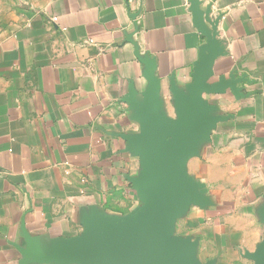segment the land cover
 <instances>
[{
	"label": "crops",
	"instance_id": "crops-1",
	"mask_svg": "<svg viewBox=\"0 0 264 264\" xmlns=\"http://www.w3.org/2000/svg\"><path fill=\"white\" fill-rule=\"evenodd\" d=\"M219 50L203 95L215 119L182 174L198 203L172 227L192 264H254L264 240V0H198ZM207 30L210 26L205 24ZM204 37L188 0H0V264L80 253L145 209L147 159L130 137L158 81L154 116L174 132L173 93ZM186 93V92H185Z\"/></svg>",
	"mask_w": 264,
	"mask_h": 264
},
{
	"label": "water",
	"instance_id": "water-1",
	"mask_svg": "<svg viewBox=\"0 0 264 264\" xmlns=\"http://www.w3.org/2000/svg\"><path fill=\"white\" fill-rule=\"evenodd\" d=\"M194 14L196 28L204 37L199 61L194 65L192 82L185 92L174 91L173 98L178 108V120L169 136L158 128L154 116L159 96L158 81L150 78V91L143 108L133 106L137 119L142 124V133L129 138L133 149L147 159V167L138 183L146 188L145 209L133 221L114 226L107 233L102 232L80 253L62 252L41 257L36 251L34 257L41 263L72 264H192L189 257L191 245L174 238L172 227L176 217L191 202L198 203L199 197L193 186L184 178L182 167L193 147L205 140L215 121L208 115L203 95L229 88L239 94L236 85L248 82L245 76H230L227 82L207 86L205 77L218 55L219 46L215 39V23L208 18L209 8L203 11L198 0H188ZM210 26L207 30L206 25ZM254 264H264V240L253 256Z\"/></svg>",
	"mask_w": 264,
	"mask_h": 264
}]
</instances>
